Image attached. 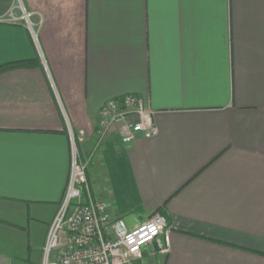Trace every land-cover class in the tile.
Here are the masks:
<instances>
[{
  "label": "crops",
  "instance_id": "0c3cea01",
  "mask_svg": "<svg viewBox=\"0 0 264 264\" xmlns=\"http://www.w3.org/2000/svg\"><path fill=\"white\" fill-rule=\"evenodd\" d=\"M0 0V264H41L70 176V129L96 199L168 248L136 264H264V0ZM134 93L156 132L97 148L102 106ZM84 138L83 139H81Z\"/></svg>",
  "mask_w": 264,
  "mask_h": 264
},
{
  "label": "built area",
  "instance_id": "2783aa9c",
  "mask_svg": "<svg viewBox=\"0 0 264 264\" xmlns=\"http://www.w3.org/2000/svg\"><path fill=\"white\" fill-rule=\"evenodd\" d=\"M34 14L23 0H16L1 20L24 24L37 36L39 27ZM100 114L93 152L113 132L119 134L124 144L134 141L139 134L151 136L156 132L155 110L134 93L108 100ZM69 134L70 176L48 229L41 264H136L153 243L166 251L169 245L166 215L154 212L133 227L123 217L113 216L108 203L95 198L88 177L89 160L83 158L75 132L70 129Z\"/></svg>",
  "mask_w": 264,
  "mask_h": 264
},
{
  "label": "trees",
  "instance_id": "16d2710c",
  "mask_svg": "<svg viewBox=\"0 0 264 264\" xmlns=\"http://www.w3.org/2000/svg\"><path fill=\"white\" fill-rule=\"evenodd\" d=\"M38 65V60L37 58L34 59H29V60H19L15 62H9L6 64H3L0 66V73L10 70V69H15V68H25V67H31Z\"/></svg>",
  "mask_w": 264,
  "mask_h": 264
}]
</instances>
